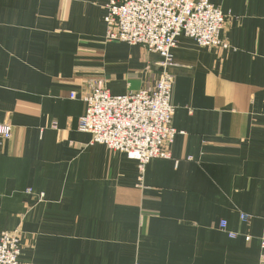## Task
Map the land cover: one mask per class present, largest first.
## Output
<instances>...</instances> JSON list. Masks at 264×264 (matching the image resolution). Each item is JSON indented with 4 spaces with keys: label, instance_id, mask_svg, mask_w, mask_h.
<instances>
[{
    "label": "crops",
    "instance_id": "obj_1",
    "mask_svg": "<svg viewBox=\"0 0 264 264\" xmlns=\"http://www.w3.org/2000/svg\"><path fill=\"white\" fill-rule=\"evenodd\" d=\"M109 1L0 0V231L20 232L22 264H261L264 0H209L227 48L178 37L176 134L143 172L78 130L94 81L122 95L161 71L106 41Z\"/></svg>",
    "mask_w": 264,
    "mask_h": 264
},
{
    "label": "built area",
    "instance_id": "obj_2",
    "mask_svg": "<svg viewBox=\"0 0 264 264\" xmlns=\"http://www.w3.org/2000/svg\"><path fill=\"white\" fill-rule=\"evenodd\" d=\"M226 18L209 0H110L104 17L106 41L141 45L158 53L161 71L152 87L122 95H112L102 81H94L81 95L86 109L78 130L90 133L93 143L136 159L141 172L151 159L170 157L169 146L176 134L172 126L174 77L169 71L175 65L172 49L182 34L201 47L227 48L220 37ZM11 135L12 126L0 122V146ZM247 218L241 215L242 220ZM219 227L225 229L226 222L221 221ZM20 237L18 230L0 231V264H22ZM260 247L264 264V235Z\"/></svg>",
    "mask_w": 264,
    "mask_h": 264
}]
</instances>
